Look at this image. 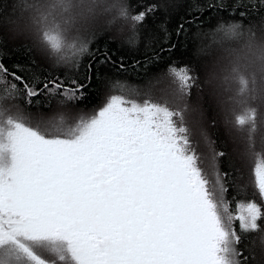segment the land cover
I'll return each mask as SVG.
<instances>
[{"label":"trees","instance_id":"obj_1","mask_svg":"<svg viewBox=\"0 0 264 264\" xmlns=\"http://www.w3.org/2000/svg\"><path fill=\"white\" fill-rule=\"evenodd\" d=\"M33 1L0 0V122L15 116L14 121L17 124L33 131L41 139L64 140L67 136L57 133L49 136L47 131H43L37 124L58 126L65 123L76 126L78 122L86 120L88 116L106 107L109 102V104L118 102L123 107L135 110L140 116L145 115L148 109L146 106L155 108L157 112H153L151 116L153 120L150 123H156L159 129H164L169 123L178 141L177 146L172 147L174 151L172 156L179 167L167 164L174 170L178 169L176 171L180 175H183L186 169L189 176L187 179L195 180V184L199 185L197 195L201 210L199 214L191 211L187 204L188 194H183L185 205L178 207L173 203L170 208L161 211L134 204L132 220L141 228L143 236L150 240L160 238V232H167L168 228L162 227L158 231L153 228V223L157 219L167 218L171 223L170 231L173 235L177 233L188 236L186 242L174 237L169 245L177 252L185 246L189 259L191 253L196 250L198 241L205 238L203 248L200 245L202 263L218 264L207 259L206 253L218 254L221 248L220 237H223L229 241L224 250L234 256L238 263L264 264V191L257 180L256 164L248 167L252 158L254 162L258 158L247 157L246 167V162L238 155L239 146H236V139L222 125V117L226 119L227 117L223 113L221 117L218 106L208 91L204 90L206 72L203 70L205 65L209 64L210 55L219 51V47L222 49L224 46L236 47L238 41L246 34L251 36L260 30L264 34V0H106V4L112 7L106 11L96 10L94 13L101 12L107 15V18L110 15L111 23L102 22L104 24L97 25L98 22L92 19L97 26L88 29V32H82L86 33L81 40L84 44L80 41L74 56H69L63 62L57 60L56 64L45 61L36 50L31 37L27 36V39L25 35L23 37L13 35L9 27ZM250 25L253 26L252 29L248 28ZM50 26L54 30L65 32L51 24ZM225 32L234 33L233 35L237 37H225L223 36ZM52 39L58 43L60 41L57 36H52ZM47 45L49 46L48 43ZM43 50L48 54L47 49ZM48 50L58 57L53 48ZM67 69L70 72H67ZM222 75L219 74V78L217 77L219 82ZM197 84L202 88L199 93L200 100L197 102L203 111L196 117L200 124L201 121H205L210 135L209 141L212 142L211 151L216 155L214 161L219 172L218 195L211 187L202 190L200 181L192 175L186 157L191 159L198 169L206 168L202 164H196L201 162V159L192 153L186 142V148L183 150L185 154L189 152V156L180 152L179 144H182L185 132L181 117L187 105H179L182 101L179 98L183 97L182 93L188 95L191 93L189 97L194 98V88ZM227 84L229 90L234 91V85ZM238 84L236 93L254 102L256 96L252 91L247 93L248 85H244L246 82L239 80ZM149 86L151 89L148 91ZM251 88L256 90L254 84ZM159 98L171 99L175 102V104L172 102V105L175 106L170 105L168 100L161 101ZM257 99L259 101V98ZM259 104H262L261 100L243 109L256 112ZM20 106L25 107L24 113L19 111ZM262 106L264 109V104ZM141 111H144L142 115ZM20 114L25 121L18 122ZM249 120L251 123L255 122L253 118ZM246 123L243 121L249 136L232 127L233 131L236 130L242 136L240 139L242 144L248 143L247 136L253 144L260 145L261 141L257 140L256 135L258 122L249 129ZM261 139L264 140V131ZM260 150L263 148H259V153H262ZM120 157L123 158L118 160L131 158L124 153H120ZM111 158L109 159L111 161L117 160L114 156ZM262 158L264 159V155ZM260 166L264 165L260 163ZM109 167L112 169L111 172L102 171L104 180L116 176L117 167ZM106 172L109 173L108 176H105ZM97 174L101 175L100 171ZM213 176L208 173V180L214 181ZM99 183L101 182L97 178L96 186ZM102 184L103 188L98 189L102 193L123 191V188L112 184L111 180ZM182 186L184 192L183 182ZM124 188V191L130 189L125 186ZM57 194L58 191L55 195ZM57 196L59 198V195ZM58 198L54 196L53 199L46 200L47 204H41L42 197L34 199L27 203V207L22 210L18 208L16 211L28 227L43 220L52 222V225L55 223L70 233L69 223L67 225L63 223L70 217L60 214L64 206L61 208L59 206L64 204L63 200ZM89 198L88 212L94 208L107 209L104 205H97V202L103 204V201H97L94 193ZM111 204L115 206L117 203ZM247 204H252L259 212L252 222V228L242 224L239 219L240 210ZM126 209L124 202L120 212L107 209L109 212L104 213L102 219H91L85 217L80 208L77 211L79 217L71 215V218L74 217L72 223L88 226V239L94 238L95 242L99 238L95 230L100 228L93 226L107 221L108 224L103 226L105 227L103 234L106 235L108 231L118 234L119 229L127 226L124 221H117ZM178 210L185 211L186 218L176 217ZM146 213L150 215L149 218L146 217ZM199 215L204 217L203 222L197 220ZM62 239L66 243L63 237ZM35 242L37 241H33L26 250L31 253L35 263L42 260L40 264H71L67 259L60 260L56 253L45 252L42 242L38 241V245L44 251L41 253ZM20 244L23 245L24 241H20ZM166 244L167 242L163 241V246ZM209 247L212 252H209ZM100 251L102 252V243ZM139 253L143 254L141 249Z\"/></svg>","mask_w":264,"mask_h":264},{"label":"rangeland","instance_id":"obj_2","mask_svg":"<svg viewBox=\"0 0 264 264\" xmlns=\"http://www.w3.org/2000/svg\"><path fill=\"white\" fill-rule=\"evenodd\" d=\"M68 1L34 0L29 3L27 10L21 16H17L13 20L14 23L9 25L13 35L22 37L25 35L27 39V36L31 37L38 53L51 64H56L57 59L59 62L66 61L69 56L75 54L79 42L86 35L82 32H88V29L97 26L90 20L93 19L98 24H110L112 21L110 15L107 18V15L101 12L94 13L96 10L106 11L112 7L106 4V0H85L84 2L83 0H70V4ZM50 24L66 33L52 29ZM34 33L35 36L31 35ZM80 33L83 35L81 36ZM258 34L260 32L251 36L246 34L238 41L239 44L236 47L224 46L223 49L219 47V51L210 55L209 64H206L203 70L206 72L204 90L208 91L218 106L221 117L222 113L227 117V119L222 117V125L236 139V146H239L237 147L239 154H237L242 156L244 162L247 157L251 159L252 156H257L258 159L255 162L254 158L251 159L248 167L251 168L256 164L257 180L264 191V166H260V163L264 165L262 158L264 140L261 139L264 131L263 123H258L256 130L257 140L261 141L257 147L247 138L249 135L243 125V121L250 122L246 114L249 109L232 112L236 102L233 103L231 95L223 97L224 89L218 79L219 74L223 72L220 78L223 87L229 89L226 84L229 82L234 85L235 91L239 88L235 84L239 83V80L246 82L245 86L248 85L247 93L252 91L255 94V90L251 88L252 84L255 85L256 92L264 87V77L260 79L255 72L256 67L261 69L264 65V35L262 34V38L259 39ZM52 36H57L59 43L53 40ZM47 47L53 48L58 53L57 59ZM43 48L47 49L48 54L44 53ZM232 73L236 75L233 81L229 78V74ZM150 89L149 86L148 91ZM194 89V98L189 97L191 93L179 98L193 104L192 112L186 109L184 114L182 112L181 118L185 132L184 140L182 144H179L180 152L189 156V152L185 154L183 150L186 148V142L191 147L192 153L201 159V162L196 164H202L206 168L198 169L191 159L186 157L192 175L200 181L202 190L205 191L206 187H211L212 191L216 190L218 195L219 172L216 170L214 161L216 155L211 151L212 142L209 141L210 135L205 121H201L200 124L196 117L200 116L199 110H202L197 108L196 103V100L200 99L199 93L202 88L197 84ZM255 96L259 97V101L261 100L264 104V89L262 92L258 91ZM159 99L168 100L170 105L172 102L175 104L171 99ZM226 100L229 101V104L226 103L227 106ZM259 101L255 98L251 104L259 103ZM109 103L92 116H88L86 120L78 122L76 126L65 123L58 126L37 124L43 131L46 130L49 136L54 133L67 136L64 140L41 139L33 131L26 130L17 124L14 121L15 116L0 122V264L42 263V260L35 263L31 253L26 251L35 240L37 242L34 244L38 251L56 253L60 260L67 259L71 264H203L202 244L205 238L198 241L196 250L190 255L191 260L186 254L185 246L177 252L169 245L174 237L182 242L188 240L185 234H172L169 219L154 221L155 230L160 231L162 227L168 228L167 232H160V238L154 240L144 237L141 228L132 220L134 204L148 206L150 210L153 208L158 211L166 210L173 203L178 207L185 205L183 194L189 195L187 204L191 211L200 213L201 203L197 195L200 190L199 185L195 184V180L187 179L189 176L186 169H184L183 176L176 171L178 169L174 170L171 165L167 164L179 167L172 156L174 153L172 147L177 146L178 141L171 125L168 123L164 129H159L156 123H150L153 120L151 118L153 112H157L155 108L146 106L148 109L145 115H142L144 111H141L142 116H140L135 110L120 106L118 103ZM262 104H259L258 109L255 110L256 113L257 111L264 113ZM17 120L18 122L25 121L22 114ZM254 123L257 124V121L255 120ZM232 127L239 132L242 131L241 134L247 135L248 143L242 144ZM245 146L247 149L244 148ZM259 148H263L260 150L262 153H259ZM120 153L131 158L118 160L123 158L120 157ZM112 156L117 160H109ZM245 165L247 167V162ZM109 166L117 167V173L116 176L109 177L107 180L123 188V191L109 194L98 191L103 188L102 183L107 181L104 180L102 171H112ZM96 171H100L101 175L98 176ZM108 172L105 176H108ZM208 173L214 175V181L208 180ZM118 177H121L123 181ZM97 178L101 183L96 186ZM182 182L185 185L184 192ZM193 182L194 184H191ZM124 186L130 189L124 191ZM57 191V195L64 204L60 214L70 217L69 220L63 222L66 225L69 223L70 233H67L64 228H59L55 223L52 225L50 221L40 220V224L28 227L21 215L18 216L16 211L18 208L22 210L27 207L28 202L41 197V204H47L46 200L53 199L54 196L58 198L55 195ZM93 193L98 198L97 201H103V204L97 202V205H104L107 209L120 212L125 202L127 208L122 215H118L117 221H124L127 225L119 229L118 234L111 231H108L106 235L103 234L102 231L105 228L103 226L108 224L107 221L93 226L100 228V230H95L99 237L97 239L96 236L95 242L94 238L88 239V226H78L77 222L73 224L74 217L71 218L72 214L79 217L77 211L80 208L83 215L91 219H102L103 214L109 212L103 208H94L88 212L89 197ZM111 203L117 204L113 206ZM177 212L176 217L186 218L185 211L178 210ZM258 214L255 206L247 204L240 210L239 219L242 224L252 228V222ZM145 215L147 218L150 216L147 213ZM197 220L203 222L204 217L199 215ZM85 221L86 219L83 220ZM22 240L23 245L20 244ZM38 241L42 242L44 251L41 250ZM163 241L167 242L165 246H163ZM101 243L102 252L100 251ZM228 243L227 238L220 237V252L216 255L206 253V258L218 264H240L234 256L224 250ZM139 249L143 254L139 253ZM208 250L212 252L210 247Z\"/></svg>","mask_w":264,"mask_h":264},{"label":"bare ground","instance_id":"obj_3","mask_svg":"<svg viewBox=\"0 0 264 264\" xmlns=\"http://www.w3.org/2000/svg\"><path fill=\"white\" fill-rule=\"evenodd\" d=\"M85 0H83V2H84ZM70 0H69V4H70ZM90 21H92V20H90ZM105 21V20H104ZM97 25H100V24H97ZM49 27V26H48ZM252 25H250V26H248V28L249 29H252ZM258 32H260V34H258L256 37L257 38H259V39H261L262 38V31L260 30V31H258ZM31 35H33V36H35L36 34L34 33V34H31ZM264 35V34H263ZM223 36H225V37H230V38H234V37H237L236 35H233V34H231L230 32H225V34L223 35ZM57 56H55V58H56ZM57 59V58H56ZM58 60V59H57ZM67 66V65H66ZM67 72H70L68 69L66 70ZM256 74H258L259 76H260V79L261 78H263L264 77V65H263V68H261V69H259V68H257L256 67ZM220 74H223V72H221ZM236 75L234 74V73H232L231 75L229 74V78L231 79V81H233V79H234V77H235ZM166 77V76H165ZM166 79H167V77H166ZM236 81V80H235ZM222 81L220 80V85H221V87L224 89L223 90V97L225 98V97H227V96H229V95H231L232 97H231V99H232V101L235 103V106H234V108H233V110H232V112H239V111H241L244 107H246V106H251V101L248 99V98H246V97H244V95H239V94H237L236 93V91L234 90H231V93H230V90L229 89H227L226 87L224 88L223 87V85H222ZM229 83V82H228ZM227 84V83H226ZM226 84L224 85V86H226ZM262 84H263V82H262ZM237 86H239V84L237 83ZM264 86V85H263ZM263 89H264V87L263 88H261L260 90L258 89L257 90V92H256V90H255V94L257 93L258 94V91L259 92H262L263 91ZM190 91H191V89H190ZM182 95H185V96H188V94H184V93H182ZM185 96H183V97H185ZM257 98H259V97H256V100H258ZM198 100H200V99H197L196 100V103H197V108H199V109H201V106L199 105V102H197ZM118 103V102H117ZM229 104V101L228 100H226V102H225V104ZM120 106H121V104L120 103H118ZM187 105L186 106V110L187 111H190V112H192V103L191 102H188V101H184V100H182L181 102H179V105ZM227 104H226V106H227ZM19 111L21 112V113H24L25 112V107L24 106H20L19 107ZM199 111H202V110H199ZM198 112V111H197ZM187 114H189L188 112H187ZM246 114L248 115V118L250 119V118H253V119H255L258 123H264V113L263 112H258L257 111V113L256 112H249V111H247L246 112ZM255 124L254 123H251V122H247L246 123V126H247V128L249 129V128H251L252 126H254ZM235 131V133H237L236 132V130H234ZM236 135H238V138L239 139H241L242 138V136L239 134V133H237Z\"/></svg>","mask_w":264,"mask_h":264},{"label":"flooded vegetation","instance_id":"obj_4","mask_svg":"<svg viewBox=\"0 0 264 264\" xmlns=\"http://www.w3.org/2000/svg\"><path fill=\"white\" fill-rule=\"evenodd\" d=\"M61 206H63V205H60L59 207L61 208Z\"/></svg>","mask_w":264,"mask_h":264}]
</instances>
